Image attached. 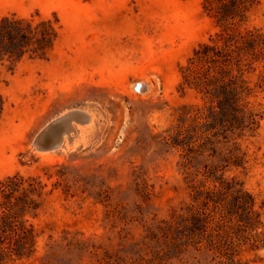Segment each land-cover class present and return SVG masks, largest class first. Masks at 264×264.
I'll list each match as a JSON object with an SVG mask.
<instances>
[{
    "label": "rangeland",
    "instance_id": "1",
    "mask_svg": "<svg viewBox=\"0 0 264 264\" xmlns=\"http://www.w3.org/2000/svg\"><path fill=\"white\" fill-rule=\"evenodd\" d=\"M259 1L246 25L264 32ZM201 2L0 0V18L49 19L57 30L43 57L11 70L0 61V179L18 172L45 184L28 217L34 251L0 264H221L205 236L189 235L218 182L229 231L242 239L228 259L264 264V70L246 77L254 118L240 131L221 129L216 88L177 89L179 67L217 30ZM71 109L88 122L37 151L35 134Z\"/></svg>",
    "mask_w": 264,
    "mask_h": 264
},
{
    "label": "trees",
    "instance_id": "2",
    "mask_svg": "<svg viewBox=\"0 0 264 264\" xmlns=\"http://www.w3.org/2000/svg\"><path fill=\"white\" fill-rule=\"evenodd\" d=\"M259 4V0H202V10L217 30L206 41L197 43L185 64L179 67L177 89L183 91L189 87L210 94L209 87H212L220 92L222 130L240 131L253 122L254 114L247 105L255 85L250 86L246 77L258 66L264 70V32L257 26L246 25V13ZM56 37L57 30L49 19L32 23L29 19L3 16L0 18V61L7 60V69L11 70L25 55L41 58ZM44 187L36 177L18 172L0 179V257L5 253L10 258L12 255L28 257L34 251L39 232L28 217L36 216L40 207L38 197ZM221 190L225 187L220 182L205 190L207 197L202 200V214L192 213L202 222V229L197 232L193 228L189 235L205 236L206 249L224 259L221 264H238L228 259V250L242 239L229 231L231 225L225 220L221 196L217 197ZM247 195L249 207L253 197Z\"/></svg>",
    "mask_w": 264,
    "mask_h": 264
},
{
    "label": "bare ground",
    "instance_id": "3",
    "mask_svg": "<svg viewBox=\"0 0 264 264\" xmlns=\"http://www.w3.org/2000/svg\"><path fill=\"white\" fill-rule=\"evenodd\" d=\"M137 85L139 89L143 90L145 88L142 82ZM86 121L88 122V116L85 112H83V114H77L76 112L72 111L65 112L61 115L59 121L52 126L50 130V135L54 139H60V145L63 139L66 138L70 142L72 138L71 132L75 130L74 124L72 122L77 123V126H81V124Z\"/></svg>",
    "mask_w": 264,
    "mask_h": 264
},
{
    "label": "water",
    "instance_id": "4",
    "mask_svg": "<svg viewBox=\"0 0 264 264\" xmlns=\"http://www.w3.org/2000/svg\"><path fill=\"white\" fill-rule=\"evenodd\" d=\"M70 111L77 114H83L80 109H71ZM61 115L55 117L51 121L47 122L34 136L32 144L37 151H49L60 147V139H54L50 135V130L55 125Z\"/></svg>",
    "mask_w": 264,
    "mask_h": 264
}]
</instances>
